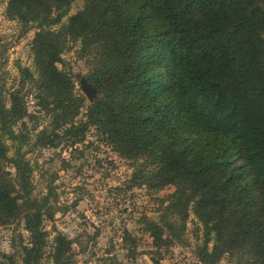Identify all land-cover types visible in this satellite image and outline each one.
<instances>
[{
  "label": "trees",
  "instance_id": "1",
  "mask_svg": "<svg viewBox=\"0 0 264 264\" xmlns=\"http://www.w3.org/2000/svg\"><path fill=\"white\" fill-rule=\"evenodd\" d=\"M73 1L8 2L9 15L38 29L34 71L21 67L20 87L0 93V225L29 233L22 264H38L51 217L47 195H32L27 136L16 129L30 117L25 80L59 139L62 130L79 142L93 125L130 160L134 185L175 188L169 207L202 224L203 263L241 253L264 264V0H83L63 23ZM74 43L97 92L83 121L85 99L57 66ZM145 225L157 249L169 244L156 222ZM70 250L56 234L51 263L70 264Z\"/></svg>",
  "mask_w": 264,
  "mask_h": 264
},
{
  "label": "rangeland",
  "instance_id": "2",
  "mask_svg": "<svg viewBox=\"0 0 264 264\" xmlns=\"http://www.w3.org/2000/svg\"><path fill=\"white\" fill-rule=\"evenodd\" d=\"M8 2L0 0V93L4 96L22 84L21 67L34 71L30 47L38 31L9 15ZM83 4V0L73 1L63 23ZM78 48L79 43H74L63 51L57 66L70 75L73 92L85 99L77 117L83 121L87 104L96 99L97 92L92 96L93 91L88 89L89 98L82 89L81 80L87 79L88 67L77 56ZM31 83L25 80L21 88L30 117L16 129L27 136L22 151L32 169V195H47L50 202L51 217L43 221L48 245L38 264H52L49 253L58 233L70 241V264H152V256L159 257L162 264H205L199 258L201 222L191 210L182 218L169 207L175 188L168 185L154 192L145 185H134L130 160L122 157L93 125H86L79 142L63 136L62 130L57 131L59 139L49 115L37 105ZM7 166L13 173V167ZM147 218L163 229L168 245L161 249L153 245L145 229ZM28 242L29 233L22 222L0 225V264H22L21 245ZM215 264L248 263L241 253H225Z\"/></svg>",
  "mask_w": 264,
  "mask_h": 264
},
{
  "label": "water",
  "instance_id": "3",
  "mask_svg": "<svg viewBox=\"0 0 264 264\" xmlns=\"http://www.w3.org/2000/svg\"><path fill=\"white\" fill-rule=\"evenodd\" d=\"M81 85H82V89L84 91V93L89 97L91 98V95L88 93V89H90V91H93V94L92 96L95 94V91H96V88L92 85V84H89V82L87 81V79H83L81 80Z\"/></svg>",
  "mask_w": 264,
  "mask_h": 264
}]
</instances>
